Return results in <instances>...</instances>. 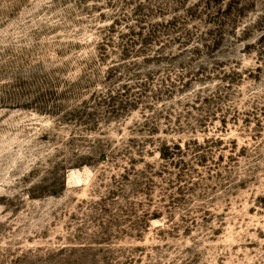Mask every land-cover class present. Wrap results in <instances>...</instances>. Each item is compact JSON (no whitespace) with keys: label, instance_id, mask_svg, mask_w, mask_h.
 I'll use <instances>...</instances> for the list:
<instances>
[{"label":"rangeland","instance_id":"1","mask_svg":"<svg viewBox=\"0 0 264 264\" xmlns=\"http://www.w3.org/2000/svg\"><path fill=\"white\" fill-rule=\"evenodd\" d=\"M0 264H264V0H0Z\"/></svg>","mask_w":264,"mask_h":264}]
</instances>
